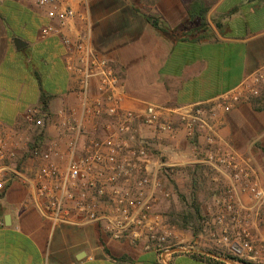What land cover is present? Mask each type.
Listing matches in <instances>:
<instances>
[{
    "label": "crops",
    "instance_id": "crops-1",
    "mask_svg": "<svg viewBox=\"0 0 264 264\" xmlns=\"http://www.w3.org/2000/svg\"><path fill=\"white\" fill-rule=\"evenodd\" d=\"M79 1L70 0L71 6L85 11L90 47L118 76L125 110L210 103L264 66V0H85V7ZM208 4L201 26L196 6ZM46 24L44 11L31 1L0 2V143L15 144V160L7 164L21 169L0 194V264H216L219 257L197 249L210 248L199 237L176 235V249L193 251L175 249L158 257L110 240L96 225L53 226L44 218L28 147L57 142L60 157L54 162L63 170L69 136H61L54 121L59 111L77 105L60 41L41 35ZM77 29L71 25L66 33ZM29 108L50 116L40 135L23 122ZM140 135L151 144L149 167L157 177L163 165L181 169L198 163L180 129L170 136L141 127ZM217 135L223 147L252 159L264 187V87L259 98L243 99L224 114ZM221 182L230 185L227 178ZM257 227L264 240V216Z\"/></svg>",
    "mask_w": 264,
    "mask_h": 264
},
{
    "label": "built area",
    "instance_id": "built-area-1",
    "mask_svg": "<svg viewBox=\"0 0 264 264\" xmlns=\"http://www.w3.org/2000/svg\"><path fill=\"white\" fill-rule=\"evenodd\" d=\"M6 1H31L44 11L47 24L41 35L60 41L65 70L74 81L77 105L59 111L54 121L58 133L69 136L65 168L54 162L60 157L57 142L44 146L30 142L28 147L36 164L32 181L44 218L53 226L96 225L110 240L158 257L174 253L175 228L157 212L159 200L169 195L149 167L151 144L140 135V128L170 136L180 129L199 156L195 166L207 169L212 182L230 181L200 215L199 240L217 250V257H228L218 258L226 264H264V240L255 231L263 221L264 187L252 159L223 147L217 135L225 113L243 99L260 97L264 66L210 103L174 109L146 104L141 112L125 110L118 76L90 47L85 11L73 9L70 0H0ZM79 2L85 7V0ZM71 25L78 29L70 36L66 30ZM50 121L39 108H29L23 115V122L38 135ZM82 136L84 142L79 144ZM14 146L0 143V194L21 172L7 164L15 160ZM162 173L172 175L174 167L163 165ZM176 250L193 251L182 246Z\"/></svg>",
    "mask_w": 264,
    "mask_h": 264
},
{
    "label": "rangeland",
    "instance_id": "rangeland-1",
    "mask_svg": "<svg viewBox=\"0 0 264 264\" xmlns=\"http://www.w3.org/2000/svg\"><path fill=\"white\" fill-rule=\"evenodd\" d=\"M210 176L211 173L207 169H199L194 165L181 169L174 168L172 175L162 173L159 176L161 190L167 192L169 196L159 200L157 212L169 226L175 228V237L176 235H191L195 239L198 237L199 232L193 235L189 230L178 229L170 223L173 220V215H181L192 203L198 206L200 215L204 214V211L212 207L214 196L228 186L221 181L212 182ZM197 249H204L206 253L210 254L218 253L217 250L211 247L208 249L201 245L197 246Z\"/></svg>",
    "mask_w": 264,
    "mask_h": 264
},
{
    "label": "trees",
    "instance_id": "trees-1",
    "mask_svg": "<svg viewBox=\"0 0 264 264\" xmlns=\"http://www.w3.org/2000/svg\"><path fill=\"white\" fill-rule=\"evenodd\" d=\"M191 3H200L199 1H193ZM210 4L204 9H199L198 6L196 8L200 10V13H197V16L201 18V26H204V16L207 12V10L210 8ZM155 28L157 31L160 32L161 35H168L169 31L167 29H163L158 27L156 24H154ZM199 169L201 168L200 166H196ZM177 217V218H176ZM171 224L175 225L178 229L180 230H189L192 232V234H196L200 230V213L198 206L194 203H192L181 215H173V220L170 222ZM222 256V255H220ZM219 256V257H220ZM222 258H228L226 256H222ZM216 264H224L222 261H217Z\"/></svg>",
    "mask_w": 264,
    "mask_h": 264
},
{
    "label": "water",
    "instance_id": "water-1",
    "mask_svg": "<svg viewBox=\"0 0 264 264\" xmlns=\"http://www.w3.org/2000/svg\"><path fill=\"white\" fill-rule=\"evenodd\" d=\"M16 42H18V41H16Z\"/></svg>",
    "mask_w": 264,
    "mask_h": 264
}]
</instances>
